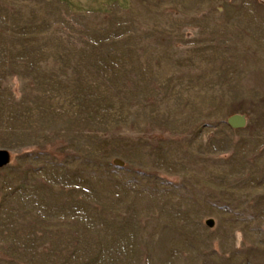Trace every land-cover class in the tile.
<instances>
[{
  "label": "rangeland",
  "instance_id": "1",
  "mask_svg": "<svg viewBox=\"0 0 264 264\" xmlns=\"http://www.w3.org/2000/svg\"><path fill=\"white\" fill-rule=\"evenodd\" d=\"M0 150V264H264V0H0Z\"/></svg>",
  "mask_w": 264,
  "mask_h": 264
},
{
  "label": "water",
  "instance_id": "2",
  "mask_svg": "<svg viewBox=\"0 0 264 264\" xmlns=\"http://www.w3.org/2000/svg\"><path fill=\"white\" fill-rule=\"evenodd\" d=\"M231 121L235 125H243L244 124V118L242 116H234L232 117ZM8 162V153L4 150H0V166L5 165ZM212 221H210L211 223Z\"/></svg>",
  "mask_w": 264,
  "mask_h": 264
}]
</instances>
